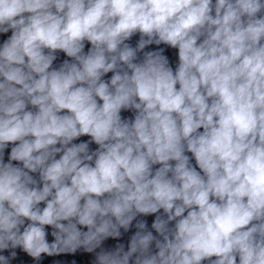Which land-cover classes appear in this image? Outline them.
I'll return each mask as SVG.
<instances>
[{
    "label": "clouds",
    "instance_id": "obj_1",
    "mask_svg": "<svg viewBox=\"0 0 264 264\" xmlns=\"http://www.w3.org/2000/svg\"><path fill=\"white\" fill-rule=\"evenodd\" d=\"M0 38V264H264V0H0Z\"/></svg>",
    "mask_w": 264,
    "mask_h": 264
}]
</instances>
